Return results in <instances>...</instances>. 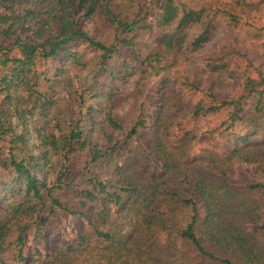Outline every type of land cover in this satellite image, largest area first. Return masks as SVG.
<instances>
[{"label": "trees", "instance_id": "obj_1", "mask_svg": "<svg viewBox=\"0 0 264 264\" xmlns=\"http://www.w3.org/2000/svg\"><path fill=\"white\" fill-rule=\"evenodd\" d=\"M234 7L264 11V0H232L230 9L182 0H0V264H55L57 248L26 245L66 215L111 239V214L139 193L119 159L138 150L154 169L142 165L149 189L139 201L141 221L175 227L192 253L182 256L186 264H264V241L246 227L262 219L264 182L229 177L234 162L264 171V64L231 43L205 61L207 73L242 70L239 89L224 97L199 84L191 68L219 16L240 23ZM246 25L264 58V26ZM137 74L148 102V83L158 79L156 109L124 126L111 111L115 81ZM177 86L196 93L183 113L171 99ZM210 116L213 126L201 129ZM212 137L221 143L203 147L212 152L211 172L181 168L177 148Z\"/></svg>", "mask_w": 264, "mask_h": 264}, {"label": "rangeland", "instance_id": "obj_2", "mask_svg": "<svg viewBox=\"0 0 264 264\" xmlns=\"http://www.w3.org/2000/svg\"><path fill=\"white\" fill-rule=\"evenodd\" d=\"M182 1L186 5L193 7L206 5L208 7L216 8L219 6L230 9L232 0ZM232 10L239 13L240 23L233 27V25L227 23L225 18L219 16L212 40L192 55L191 68L197 76L198 83L211 88L214 91V95L218 97H224L228 93L233 95L239 89V78L242 72V70L237 71L233 69L232 66L216 74L203 72L204 62L213 56L220 55L224 51L225 45L229 46L230 43L231 45L241 44L248 52L250 58H254L257 63L264 64V58L260 55V49L257 46H253L251 38L248 37L245 31L246 22L264 26V11L250 13L244 7H234ZM242 39L249 40L242 41ZM138 79L139 74L129 77L124 81H115L116 94L112 100L111 111L124 126H128L139 119L141 110L147 113L148 111L155 112L156 109L157 92L154 87L158 79L153 78L148 83L147 89L149 90V86L153 84V95L150 102L145 97L147 90H144V95L140 94ZM174 94V96H171V99L179 101V106H176H178L180 113L186 111L189 104L193 101L192 98L196 97V93L180 86L175 88ZM166 112H169L167 108ZM159 114L160 112L156 111L155 116L157 117ZM198 123L201 129L204 126L210 128L214 124V116L208 117L205 122ZM185 124L187 125L188 121ZM179 126L181 125L177 124L170 129L171 136L175 137L178 134ZM189 126H193L192 131L194 134L198 132L199 129L193 121L189 122ZM152 137L153 135L145 137L146 145L153 143ZM161 139L164 141L163 136H161ZM215 142L221 143L212 137L203 140V142L195 145V147L191 142H186L184 146H181L184 150L177 148L176 155H180L182 152V155L178 158L182 162L181 168L189 167L195 174L201 171L211 172L206 169L208 166H205V164L207 158L212 155V152H206V148L204 149L203 147H206L205 144L210 146ZM229 147L227 145L225 148ZM188 154L198 156L194 159H189L191 157ZM199 155H203V159ZM148 157L149 155L145 151L138 150L135 153L126 154L119 159L124 176L139 188V193L134 201H132L133 205L131 203L128 206V208L131 207L129 210L127 208L121 214H111L112 221L108 222L109 225L105 226V230L112 233L111 239L106 240L89 233L83 220L66 215L60 217L58 220H51L47 233L35 237L30 235L26 250L32 249L34 246H38L43 250L57 248L58 254L54 259L55 264H186L182 256L188 258L192 256V253L189 247L182 243V240L174 234L175 227L169 229V225H163V222L160 220L152 225H147L141 221L139 201L146 195L149 189V178L143 172L142 165L145 164L148 166L149 171H154L153 161L148 159ZM178 171H181L180 168ZM229 177L235 181L249 180L263 183L264 171H253L250 164L234 162L233 171L229 174ZM257 197L262 206V219L258 222L247 223L246 227L250 233L264 241V229L262 228L264 227V195H258ZM178 210L177 208V214L184 216V213L179 214L180 211ZM80 229L86 234L85 239L82 241L76 237V233Z\"/></svg>", "mask_w": 264, "mask_h": 264}]
</instances>
